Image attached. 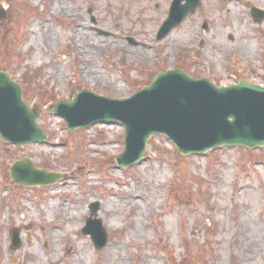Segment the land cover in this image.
I'll list each match as a JSON object with an SVG mask.
<instances>
[{
	"label": "rangeland",
	"instance_id": "rangeland-1",
	"mask_svg": "<svg viewBox=\"0 0 264 264\" xmlns=\"http://www.w3.org/2000/svg\"><path fill=\"white\" fill-rule=\"evenodd\" d=\"M171 2L0 0V69L28 80L24 100L42 112L47 135L46 144L20 147L0 139V264H264V148L182 157L155 135L125 170L114 161L120 124L70 133L47 111L81 89L127 99L176 68L216 86L264 84V20L249 15L264 0H200L157 41ZM25 158L62 178L16 184L10 167ZM91 204L107 233L99 251L81 234ZM11 228L20 230L16 251Z\"/></svg>",
	"mask_w": 264,
	"mask_h": 264
},
{
	"label": "water",
	"instance_id": "water-1",
	"mask_svg": "<svg viewBox=\"0 0 264 264\" xmlns=\"http://www.w3.org/2000/svg\"><path fill=\"white\" fill-rule=\"evenodd\" d=\"M199 5L200 0H173L156 40H163ZM5 13L0 7V20ZM250 15L255 23L264 20V12L256 8ZM95 31L104 37L110 35ZM47 111L61 118L70 133L97 124H120L124 129L123 151L115 163L122 169L141 162L148 141L155 135L169 140L183 157L222 147L264 148V86L242 79L237 84L215 86L207 78H191L180 68L157 73L148 86L127 99L81 89L70 101L58 100ZM40 117L41 112L25 103L20 84L0 70V139L15 147L45 144L47 135L37 123ZM9 176L25 187L52 186L61 179V174L35 168L27 158L16 161ZM89 210L81 234L89 236L99 251L107 245V233L97 218L98 204H91ZM9 234L16 251L22 245L20 230L11 228Z\"/></svg>",
	"mask_w": 264,
	"mask_h": 264
},
{
	"label": "trees",
	"instance_id": "trees-1",
	"mask_svg": "<svg viewBox=\"0 0 264 264\" xmlns=\"http://www.w3.org/2000/svg\"><path fill=\"white\" fill-rule=\"evenodd\" d=\"M22 82H23V85H22L23 90H24V91H27V90H26V86H27V85H30V83L28 84V80H26V79L24 80L23 78H22Z\"/></svg>",
	"mask_w": 264,
	"mask_h": 264
}]
</instances>
